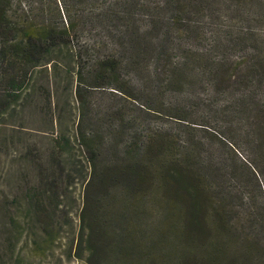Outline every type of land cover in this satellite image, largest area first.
Masks as SVG:
<instances>
[{"label":"rangeland","instance_id":"rangeland-1","mask_svg":"<svg viewBox=\"0 0 264 264\" xmlns=\"http://www.w3.org/2000/svg\"><path fill=\"white\" fill-rule=\"evenodd\" d=\"M152 1L157 11L150 13L164 23L161 36L172 20L170 57H164L160 75L149 59L132 72L120 64L100 78H81L67 48L36 67L0 58V264H89L80 234L92 157L102 167L149 149L157 153L164 141L180 156L249 159L235 110L248 93L244 76L249 78V70L264 75V0H207L201 8L191 0L174 12L162 9L163 0ZM145 14L130 11L129 27L140 32ZM95 38L101 33L93 30L74 43L93 46ZM199 60L207 64L203 74L197 73ZM186 61L190 67L183 66L182 74ZM222 62L224 79L215 87L210 75ZM170 68L181 76L176 88L167 86ZM258 91L256 98L264 101V83ZM39 194L49 199L37 202ZM158 201L159 196L139 207L150 230L157 224Z\"/></svg>","mask_w":264,"mask_h":264},{"label":"trees","instance_id":"trees-1","mask_svg":"<svg viewBox=\"0 0 264 264\" xmlns=\"http://www.w3.org/2000/svg\"><path fill=\"white\" fill-rule=\"evenodd\" d=\"M151 1L0 0V58L36 67L56 60V49L67 48L81 78L84 74L100 78L120 64L132 72L140 67L136 64L149 59H154L155 73L160 75L165 58L170 57L166 41L172 20L165 23L161 36L159 24L164 23L150 13L157 11ZM192 1L196 8L207 2ZM192 1L163 0L162 9L174 12ZM138 8L145 10L147 18L140 32L129 27V13ZM93 30L101 33V39L95 38L93 46L88 42L76 47L75 38ZM91 48L93 57L88 53ZM204 63L196 62L198 74L205 72ZM223 65H216L210 75L215 87L224 79ZM183 66L189 68L190 63H182V74ZM167 71V86L178 87L181 76L172 68ZM247 75L242 81L248 93L235 113L249 159L234 154L217 160L200 152L180 156L169 152L164 141L157 153L149 149L144 155H129L102 167H97L94 157L89 159L92 173L80 234L89 264H264V101L256 98L264 75L254 70ZM159 81L158 76L157 85ZM160 82L159 88L162 78ZM10 86L19 89L16 77ZM158 196L157 230L156 225L150 230L139 207L145 201L157 202ZM47 199L39 194L36 200Z\"/></svg>","mask_w":264,"mask_h":264}]
</instances>
